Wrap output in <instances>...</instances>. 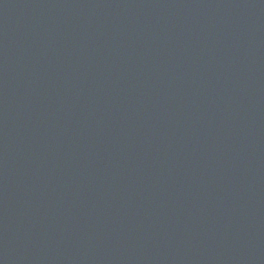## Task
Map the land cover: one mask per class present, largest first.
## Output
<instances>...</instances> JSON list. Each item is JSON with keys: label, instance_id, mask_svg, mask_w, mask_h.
Masks as SVG:
<instances>
[{"label": "water", "instance_id": "water-1", "mask_svg": "<svg viewBox=\"0 0 264 264\" xmlns=\"http://www.w3.org/2000/svg\"><path fill=\"white\" fill-rule=\"evenodd\" d=\"M0 264H264V0H0Z\"/></svg>", "mask_w": 264, "mask_h": 264}]
</instances>
